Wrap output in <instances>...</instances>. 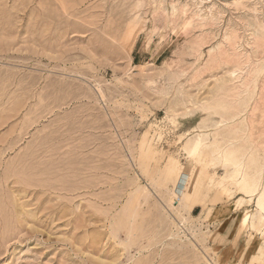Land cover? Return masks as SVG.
<instances>
[{"label": "rangeland", "instance_id": "374dc122", "mask_svg": "<svg viewBox=\"0 0 264 264\" xmlns=\"http://www.w3.org/2000/svg\"><path fill=\"white\" fill-rule=\"evenodd\" d=\"M261 195L264 0H0V264H264Z\"/></svg>", "mask_w": 264, "mask_h": 264}, {"label": "crops", "instance_id": "0c3cea01", "mask_svg": "<svg viewBox=\"0 0 264 264\" xmlns=\"http://www.w3.org/2000/svg\"><path fill=\"white\" fill-rule=\"evenodd\" d=\"M138 57L135 54L134 60L136 61ZM197 209L202 210V207L197 205L193 211ZM205 222L210 228H214L213 235L216 242H212V245H216L215 248L223 264L246 260L254 256V252L260 248L257 245L259 238L247 227L244 212L234 203L210 206Z\"/></svg>", "mask_w": 264, "mask_h": 264}, {"label": "bare ground", "instance_id": "6f19581e", "mask_svg": "<svg viewBox=\"0 0 264 264\" xmlns=\"http://www.w3.org/2000/svg\"><path fill=\"white\" fill-rule=\"evenodd\" d=\"M223 159L226 162H229L230 164L234 165L235 170L232 177L237 178L238 176L242 175V165L238 159L234 156V150L232 151L230 148L226 150V152L223 155ZM239 184L241 187L248 193H252L253 185H252V179L251 176L246 174L243 176L242 180H240ZM258 192V191H257ZM259 203L261 205H264V195H261Z\"/></svg>", "mask_w": 264, "mask_h": 264}]
</instances>
